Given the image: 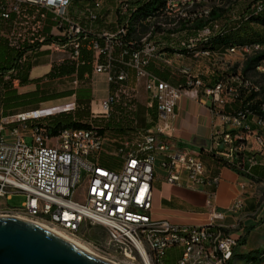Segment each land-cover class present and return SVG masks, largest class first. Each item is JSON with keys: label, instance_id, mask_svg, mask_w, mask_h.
Instances as JSON below:
<instances>
[{"label": "built area", "instance_id": "obj_1", "mask_svg": "<svg viewBox=\"0 0 264 264\" xmlns=\"http://www.w3.org/2000/svg\"><path fill=\"white\" fill-rule=\"evenodd\" d=\"M75 0H0V40L18 54L12 68L2 70L0 77L18 85V64L24 63L39 50L48 49L51 59L68 60L77 74L82 63L81 50L94 53L95 73L107 74L112 88L101 102L95 117L114 114L130 121L136 111L137 88L129 83L128 69L133 71L135 81L144 79L145 88L157 101L158 117L148 129H137L138 140L122 138L117 141L113 157L119 164L111 169L102 161L106 138L90 123L86 127H66L57 134H50L42 118L49 115L41 111L0 116V198L10 199L13 193L26 196L20 207L5 205V213H21L28 217L29 211L46 212L71 224L73 231H81L88 223L106 228L107 245L132 254L148 263L138 237L151 238L158 249L161 264L166 253L176 249V263L230 264V254L235 251L240 235L223 224L224 210H219L206 193L207 219L201 224H178L158 217L153 211V182L157 179L156 168L165 173L164 181L190 190L219 183V177H210L199 153L180 151L163 145V137L175 132L173 107L189 91L211 102V111L223 126L216 133L215 149L224 151V159H239L249 141L259 152H264V135L253 127V117H260L264 125V101L259 86L244 78V67L237 74L223 71L213 83H206L194 73L192 63L177 64L178 56L187 60H209L210 51L202 54L183 55V48L193 45L199 37L208 36L216 30H224L229 24L243 22L245 13L258 10L264 0H245L240 5L226 9L219 18L214 12L203 11L205 0H197L196 8H187L189 0H170L159 16L178 23V18H189L183 31L166 30L159 26L153 40L135 42L127 30V17L134 6L146 0L118 1L115 19L104 20L95 9L100 1L87 3L82 16L93 26H88L68 12ZM53 15L54 23L45 30L47 14ZM144 24L139 26L141 28ZM165 44H175L174 52H166ZM264 48V45H258ZM245 48V47H244ZM244 48H235L242 51ZM226 49V46L223 47ZM54 54L59 57L53 58ZM150 62L163 64L180 80L176 86L148 71ZM117 70L112 73L113 68ZM218 69V68H217ZM236 104V106H235ZM119 106V108H118ZM229 106L230 110H226ZM52 114V113H50ZM31 123H28V122ZM18 123L8 133L9 124ZM22 130L25 133L21 134ZM28 135L32 142L26 143ZM250 166L260 165L257 153L247 156ZM241 163V159H240ZM83 172V174H82ZM244 205L239 191L224 208L241 210ZM160 226H171L167 238L156 237ZM224 231L222 257H215L210 248L211 231Z\"/></svg>", "mask_w": 264, "mask_h": 264}, {"label": "crops", "instance_id": "obj_2", "mask_svg": "<svg viewBox=\"0 0 264 264\" xmlns=\"http://www.w3.org/2000/svg\"><path fill=\"white\" fill-rule=\"evenodd\" d=\"M94 1L96 0H75L68 8V12L80 19L83 24L96 28V25H92L82 16L85 5L87 3L92 4ZM99 1L100 7L95 11L102 15L104 20H114L117 0ZM135 1L130 0V2ZM53 23V15L48 13L45 30L49 31ZM254 25L259 24L256 22ZM214 49L219 52L225 50L222 46L214 47ZM14 57L15 55H13V59ZM57 57H59V54L53 55V58ZM51 58L50 51L43 49L35 52L33 58L18 64L16 74L13 77L19 80L20 68L27 66L29 69L27 81L23 83L19 81L16 86L0 77L1 117L36 110L48 113L45 110L52 106L49 104L66 101V103L71 104L69 110L76 106L80 108L89 107V115L83 121L91 123L94 119H97L93 112L99 110L101 102L106 99L111 91L112 83L108 81L107 74L94 72L95 56L93 51L86 48L81 50L82 63L78 67L77 74L74 73V66L68 60L58 62ZM209 60L214 62L218 69L203 60H186V62L192 63L194 73L208 84L213 83L223 71L228 69L221 57L213 58V61ZM232 61L234 68H242L243 60L239 57H234ZM57 68L58 70H55ZM146 69L171 85L176 86L180 83V80L173 75L171 69L163 64L150 62ZM116 70L117 68L114 67L112 73L115 74ZM128 72L129 83L135 84L137 88V107L131 121L132 128L126 130L123 134L118 133L116 129L113 130L115 132L110 131L105 134L106 142L101 155L102 161L105 163H109L108 160L113 157L114 148L119 139L133 138L137 129L152 127L158 117L157 101L152 92L145 88L144 79L135 81L133 71L128 69ZM229 108L227 106L226 110ZM172 110L176 114L173 121L176 129L173 135L166 136L170 144L179 150L188 148L195 153H199L207 169V174L210 177H219V183L200 187L199 190H190L166 183L164 181V171L156 168L157 179L153 182L154 214L178 224H201L207 219L204 203L206 193H209L212 195V201L216 207L219 210H224L222 222L226 227L236 231L239 235L242 231L246 233L245 229L248 230L246 236L248 247L245 251H240V245L238 244L230 261V264H233L236 252L240 254V252L257 249L255 238H262L264 242V152H259V147L253 141H249L246 150L242 154L248 156L250 153H257L261 164L250 166L245 162L241 169L239 159L235 161L236 163L229 164L234 160L232 158L224 159V151H221L220 147H218V150L215 149L216 133L221 132L223 126L219 119L212 114L211 102L202 99L199 94L195 95L194 91H189L183 95ZM125 123L120 121L116 123L118 124L116 127L119 125L123 127ZM16 126H19V124H9L6 126L5 131L8 133L12 127ZM253 127H257L258 134L264 135V132L260 131L254 121ZM19 132L21 134L25 133L22 130ZM238 157H240V154ZM237 191L241 193L243 198L244 205L242 209L238 211L225 210L224 208H227L231 203ZM170 250L177 252L176 249Z\"/></svg>", "mask_w": 264, "mask_h": 264}, {"label": "bare ground", "instance_id": "obj_3", "mask_svg": "<svg viewBox=\"0 0 264 264\" xmlns=\"http://www.w3.org/2000/svg\"><path fill=\"white\" fill-rule=\"evenodd\" d=\"M118 1H125V0H118ZM150 1L152 3V0H146L138 4L137 6H134L131 13L127 17V30H129V34H131L135 42L148 43L152 41L154 34L159 31V26L161 25L162 28H165L166 30H175V31H183V27L189 25V18H178V23H175L173 21L165 20L164 16H159V14L162 12L164 8L169 7L170 0H162V1L155 0L156 2L152 4L149 3ZM215 1L216 0H205L203 3V11L213 12L212 3ZM196 7H197V0L187 1V8H196ZM256 15H264V2L262 3L261 7L258 10H252L251 12L245 13L243 20H247L250 16L254 17ZM142 24L144 25L142 27V32H141V28L139 26H141ZM222 32L223 30H216L215 32L208 34V36L199 37V39H197L193 45L186 46L185 48H183V55H194V53L202 54L206 50L215 51L216 49L210 46L213 42L214 37ZM258 45H264V39L262 41L232 43L227 45L226 49L223 50L222 52H218V53L210 52L209 59L212 60L213 58L221 57L226 67L228 68V65H230V69H231L235 67L232 61L234 57H239L241 60H243L244 63L247 58L253 55H259L260 59L258 60V62L254 67L255 75L251 74L252 75L251 76L248 74L247 75L244 74V78L251 79L253 81V85L262 88L260 89V98H262V100L264 101V48ZM235 48H244V49H242V51H239L238 49ZM165 51L174 52L175 44H165ZM186 60L187 57L178 56L177 64H187ZM237 73L238 71L230 70V74H237ZM70 106L71 104L69 103H62V104H57L53 107H48L46 110L47 112L54 113L56 111L66 110ZM43 113L45 112L43 111ZM253 121L259 127L260 131L264 132V125H261L260 117H253ZM129 140H138V133H135L134 137L129 138ZM163 145L172 147L170 141L167 139L166 136L163 137ZM180 151H188L190 153H195L189 150L188 148H181ZM6 215L20 217L23 219H28L36 223H39L40 225L56 231L61 236L86 249L85 247L77 243L75 240L68 237V235L75 237L80 233V231H73L71 224H68L67 221H63L61 219H54V215L50 213L29 211L27 217L25 213H21V208H14V213H7ZM170 235H171V226H160L158 227V230H156V237L167 238ZM223 238H224V231L222 230L211 231L210 248L214 250L215 257H222ZM137 245L141 246L143 250V255L144 257H147L148 263L144 260L137 259V257H133L132 254L121 252L120 250L117 249H114V251L122 255L128 261L130 260L131 262H134L136 264H161L160 257L158 255L157 245L155 244L154 241L151 240V238L138 237ZM86 250L91 254L97 256L90 250L88 249ZM231 255L232 253L230 254V258ZM176 264H192V263H176Z\"/></svg>", "mask_w": 264, "mask_h": 264}, {"label": "water", "instance_id": "obj_4", "mask_svg": "<svg viewBox=\"0 0 264 264\" xmlns=\"http://www.w3.org/2000/svg\"><path fill=\"white\" fill-rule=\"evenodd\" d=\"M0 264L115 263L91 254L39 223L0 214Z\"/></svg>", "mask_w": 264, "mask_h": 264}, {"label": "trees", "instance_id": "obj_5", "mask_svg": "<svg viewBox=\"0 0 264 264\" xmlns=\"http://www.w3.org/2000/svg\"><path fill=\"white\" fill-rule=\"evenodd\" d=\"M158 1V0H156ZM155 0H152V3L156 2ZM160 1V0H159ZM162 1V0H161ZM150 4L151 1L149 2ZM214 12V10L212 9ZM254 22L258 23L259 26H264V15H256L254 17L250 16L247 20H243V22H234L229 24L222 33L216 35L213 39V42L210 47H224L226 45L232 44V43H244V42H254V41H262L264 39V34L259 32L258 26L254 25ZM244 27L247 28L246 31H244ZM221 35V36H220ZM18 53L9 48L5 42L0 40V69L1 70H9L12 68V59L13 55H17ZM15 57L13 61L15 60ZM11 59V60H10ZM260 59L259 55H253L245 60L244 63H246L244 67V74L245 75H255V65ZM28 67L22 66L20 68L21 74H20V83L27 81V72ZM55 70H58L55 69ZM235 70V69H234ZM251 75V76H252ZM1 88V87H0ZM88 101V99H87ZM56 105V104H55ZM55 105L49 106L53 107ZM236 106V104H235ZM119 108V106H118ZM230 110V108L228 109ZM89 115V107H75L72 110H67V112H59L56 114H49L42 118V121L46 125V130L50 134H57L61 129L66 127H86L90 126V123L87 121H83L84 118L88 117ZM124 121L126 122L124 126L121 125L117 126L118 122ZM92 125L96 126L99 129V132L105 136L108 132L116 129L118 133H124L126 130L131 129L132 122L129 119H125L124 117H117L114 112H112L109 117H97V119H94L91 122ZM241 159L240 163V169L243 168L245 165V162H247V156L242 154L239 157V161ZM225 163V162H224ZM228 164V163H225ZM229 164H234V162H229ZM234 168V167H233ZM237 170V169H236ZM177 258V254L174 250H168L164 259V264H175ZM257 259L256 255L254 257Z\"/></svg>", "mask_w": 264, "mask_h": 264}, {"label": "rangeland", "instance_id": "obj_6", "mask_svg": "<svg viewBox=\"0 0 264 264\" xmlns=\"http://www.w3.org/2000/svg\"><path fill=\"white\" fill-rule=\"evenodd\" d=\"M244 2L245 0H216L215 2L212 3V7L214 10L213 16L214 18H219L221 15H223L226 12V9H231L233 4L235 6L236 3L240 5V3L243 4ZM257 26H258L259 32L263 33L264 27L261 25L260 26L257 25ZM253 27H256V26H253ZM246 30L247 28L244 27V31ZM239 69H240L239 67H236V68H231L230 70L238 71ZM0 72H2L1 69H0ZM62 103H66V101H57L49 105H55V104L57 105V104H62ZM59 112H67V110L66 111H56L54 113L48 112V113L56 114ZM25 141L28 144H31L32 142L31 138L28 135H26ZM108 161H109V164H107V166H109L113 170H117L119 166L117 162V158L111 157ZM25 198L26 196L21 193H13L10 199H7V200L5 198H0V214L4 215L5 213L6 209H5L4 204H6L9 207H20L23 201L25 200ZM245 230H246V233L245 232L243 233V231L240 233V241H239L240 251H245V249L248 247V245L246 244L247 242L246 236H247L248 230L247 229ZM68 237L75 240L77 243H79L86 249L90 250L97 256L110 260L115 264H136L134 262H131L130 260L128 261L122 255L116 253V251H114V248L111 245L110 246L107 245V231H106V228L102 225L88 223L82 227L80 233L77 236L72 237L68 235ZM257 238L258 239L255 238L254 240L256 243L255 245L257 246V249L246 251V252H240V254L236 252L235 253L236 257L234 259L233 264H264V242L262 238H259V237ZM233 255H234V252L231 255L230 261L232 260ZM254 255H256L257 259L252 258L254 257Z\"/></svg>", "mask_w": 264, "mask_h": 264}]
</instances>
